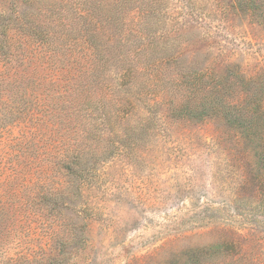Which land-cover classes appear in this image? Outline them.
<instances>
[{"label": "rangeland", "instance_id": "obj_1", "mask_svg": "<svg viewBox=\"0 0 264 264\" xmlns=\"http://www.w3.org/2000/svg\"><path fill=\"white\" fill-rule=\"evenodd\" d=\"M229 3L0 0L49 33L0 59V264H264V25ZM229 66L246 120L169 111Z\"/></svg>", "mask_w": 264, "mask_h": 264}, {"label": "trees", "instance_id": "obj_2", "mask_svg": "<svg viewBox=\"0 0 264 264\" xmlns=\"http://www.w3.org/2000/svg\"><path fill=\"white\" fill-rule=\"evenodd\" d=\"M229 7L235 11H244L246 9L250 16L255 17L260 24L264 25V0H230ZM20 22L19 18H13L4 13H0V59L4 60L5 65L12 63L15 57V46L12 39V31H19L20 34L38 40L40 46H43L44 37L48 36V32L45 35L38 36L37 30L33 27ZM44 34V33H43ZM25 49V48H23ZM8 67V66H7ZM12 69V67H8ZM229 66L225 73L217 77L216 72L213 69L204 68L202 70L196 71L195 73H189L184 75V80L189 82L190 91L189 102L187 105L181 108H169L172 113H178L179 115H186L195 118L193 115L200 118H213V117H223L229 119V121L238 122L244 121L245 118L240 117L238 110L235 105H233L234 100L229 97L245 96L249 97V89H252L251 80H248L243 75L238 73L235 69ZM239 80H242L240 83ZM240 87H244L243 91ZM189 92V91H188ZM239 92V94H238ZM201 94V96H199ZM229 98V100H228ZM242 98V97H241ZM193 99V106L190 107V101ZM201 108H199V107ZM252 112L250 111V114ZM86 150L78 149L75 150L73 154L68 155L67 158L62 160L60 164V169L65 170L68 177L73 175L78 177L82 170H91L94 165L100 162H105L106 158L97 156L91 153V149L86 153ZM91 153V158L88 156ZM103 158V159H102ZM93 162L88 166L89 160ZM75 178V177H74Z\"/></svg>", "mask_w": 264, "mask_h": 264}]
</instances>
